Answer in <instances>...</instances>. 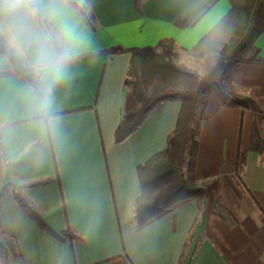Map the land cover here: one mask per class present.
Masks as SVG:
<instances>
[{"label":"crops","instance_id":"1","mask_svg":"<svg viewBox=\"0 0 264 264\" xmlns=\"http://www.w3.org/2000/svg\"><path fill=\"white\" fill-rule=\"evenodd\" d=\"M75 1L89 23L69 0H22L15 16L0 15V46L21 57L32 82L0 77V222L25 264H264V30L260 60L231 74L234 86L261 93L262 110L208 95L195 165L203 201L178 202L144 225L134 215L142 167L168 148L181 101L160 103L116 139L125 110L136 106L126 86L130 49L166 38L186 49L208 34L218 40L216 27L233 5L252 0ZM54 61L55 69L46 67ZM11 69L0 53V73ZM240 146L236 174L226 163ZM17 193L54 231L71 228L74 238L45 231ZM0 264L21 263L9 251Z\"/></svg>","mask_w":264,"mask_h":264},{"label":"trees","instance_id":"2","mask_svg":"<svg viewBox=\"0 0 264 264\" xmlns=\"http://www.w3.org/2000/svg\"><path fill=\"white\" fill-rule=\"evenodd\" d=\"M89 23L85 10L75 1L69 0ZM42 27L47 22L37 13ZM251 21V23H250ZM250 23V26H249ZM222 30L220 39L211 34L204 36L192 49L182 48L174 39L166 38L155 46L130 49L131 62L126 78L129 93L136 100V106L125 110L121 124L116 130L118 141L132 133L162 102L181 101L182 109L177 127L169 137L168 148L156 155L142 167V195L134 202V215L138 226L144 225L174 204L195 198L203 201L206 197V183L198 181L195 175L198 137L201 118L208 95L215 92L226 106L261 111L263 98L257 89H242L231 83L232 70L247 61H259L256 41L264 30V0H252L234 4L216 27ZM50 40L61 51V46L45 28ZM123 50L114 48V52ZM191 54L202 62V71L181 68L175 62L177 53ZM0 53L6 55L12 69L0 73V77L16 74L32 84L27 76L29 69L21 57L0 46ZM2 128H0L1 137ZM240 146L236 157L226 167L239 174L242 170ZM0 149V172L4 165ZM224 164V170H225ZM239 178L240 176H233ZM16 197L25 212L52 236L63 239L74 238L71 228L58 233L54 231L19 193ZM11 251L25 264L14 236L7 234L0 222V252L5 257Z\"/></svg>","mask_w":264,"mask_h":264},{"label":"clouds","instance_id":"3","mask_svg":"<svg viewBox=\"0 0 264 264\" xmlns=\"http://www.w3.org/2000/svg\"><path fill=\"white\" fill-rule=\"evenodd\" d=\"M22 3V0H0V15L15 16ZM58 62L54 61L52 65L46 67L55 69ZM48 101H41V107H45Z\"/></svg>","mask_w":264,"mask_h":264},{"label":"rangeland","instance_id":"4","mask_svg":"<svg viewBox=\"0 0 264 264\" xmlns=\"http://www.w3.org/2000/svg\"><path fill=\"white\" fill-rule=\"evenodd\" d=\"M175 62L181 68L195 71H202L203 64L195 56L179 51L175 57Z\"/></svg>","mask_w":264,"mask_h":264}]
</instances>
